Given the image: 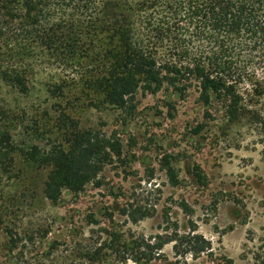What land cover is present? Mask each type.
Segmentation results:
<instances>
[{"label": "rangeland", "instance_id": "1", "mask_svg": "<svg viewBox=\"0 0 264 264\" xmlns=\"http://www.w3.org/2000/svg\"><path fill=\"white\" fill-rule=\"evenodd\" d=\"M72 1L80 2L66 3ZM243 43L231 60L247 68L237 83L235 122L218 100L204 105L196 85L184 96L168 86L140 91L129 115L91 107L76 90L52 99L43 84L70 73L44 64L28 96L0 82V108L31 118L60 105L82 130L116 136L124 146L99 185L76 197L65 193L56 205L0 201V264H264V59L254 57L264 56V46L251 52ZM189 48L202 52L198 43ZM8 177L0 176V192L13 190ZM194 235L211 249L194 253L188 246ZM164 240L170 242L151 261H137L139 246L148 253L145 244ZM100 245V259L81 257Z\"/></svg>", "mask_w": 264, "mask_h": 264}, {"label": "trees", "instance_id": "2", "mask_svg": "<svg viewBox=\"0 0 264 264\" xmlns=\"http://www.w3.org/2000/svg\"><path fill=\"white\" fill-rule=\"evenodd\" d=\"M66 2L0 0L3 85L28 96L44 64L70 73L43 84L52 99L76 90L91 107L129 115L140 91L156 94L168 86L184 96L196 85L204 105L218 100L229 119L238 121L237 83L247 68H234L231 60L239 57L243 42L251 52L264 46V0ZM196 43L199 55L189 48ZM123 150L116 136L82 130L60 105L31 118L26 111L0 108V176L9 174L13 189L0 192V201L31 206L42 198L56 205L65 193L76 197L89 184L99 185L105 167L121 160ZM189 240L194 253L211 249L202 236ZM169 242L144 243L150 252L139 246L137 261H151ZM88 249L80 254L84 260L100 259L102 245Z\"/></svg>", "mask_w": 264, "mask_h": 264}]
</instances>
